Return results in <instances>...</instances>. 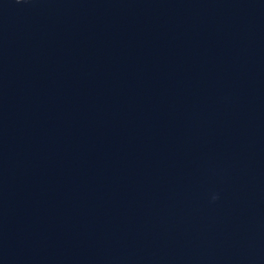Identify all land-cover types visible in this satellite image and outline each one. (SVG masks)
<instances>
[{"label":"water","instance_id":"obj_1","mask_svg":"<svg viewBox=\"0 0 264 264\" xmlns=\"http://www.w3.org/2000/svg\"><path fill=\"white\" fill-rule=\"evenodd\" d=\"M0 264H264V0H0Z\"/></svg>","mask_w":264,"mask_h":264},{"label":"clouds","instance_id":"obj_2","mask_svg":"<svg viewBox=\"0 0 264 264\" xmlns=\"http://www.w3.org/2000/svg\"><path fill=\"white\" fill-rule=\"evenodd\" d=\"M17 2H19V0H17Z\"/></svg>","mask_w":264,"mask_h":264}]
</instances>
